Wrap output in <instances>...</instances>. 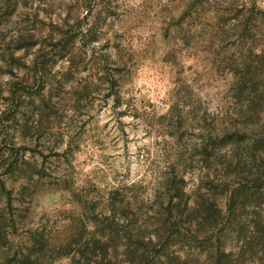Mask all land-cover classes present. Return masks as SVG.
<instances>
[{
    "label": "rangeland",
    "instance_id": "obj_1",
    "mask_svg": "<svg viewBox=\"0 0 264 264\" xmlns=\"http://www.w3.org/2000/svg\"><path fill=\"white\" fill-rule=\"evenodd\" d=\"M264 0H0V264H264Z\"/></svg>",
    "mask_w": 264,
    "mask_h": 264
},
{
    "label": "trees",
    "instance_id": "obj_2",
    "mask_svg": "<svg viewBox=\"0 0 264 264\" xmlns=\"http://www.w3.org/2000/svg\"><path fill=\"white\" fill-rule=\"evenodd\" d=\"M258 159H259V162H260V170H259V174H260V177H261V186L263 188V191H264V156L260 155L258 156ZM261 234H262V239H263V242H262V254L264 255V225L262 224L261 225Z\"/></svg>",
    "mask_w": 264,
    "mask_h": 264
}]
</instances>
